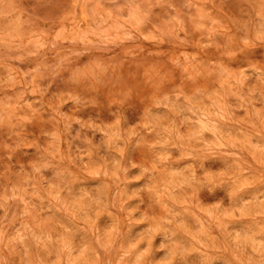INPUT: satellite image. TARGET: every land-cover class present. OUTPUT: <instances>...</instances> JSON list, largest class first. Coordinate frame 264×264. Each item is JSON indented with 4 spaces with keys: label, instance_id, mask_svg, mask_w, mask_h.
I'll use <instances>...</instances> for the list:
<instances>
[{
    "label": "clouds",
    "instance_id": "obj_1",
    "mask_svg": "<svg viewBox=\"0 0 264 264\" xmlns=\"http://www.w3.org/2000/svg\"><path fill=\"white\" fill-rule=\"evenodd\" d=\"M0 264H264V0H0Z\"/></svg>",
    "mask_w": 264,
    "mask_h": 264
}]
</instances>
